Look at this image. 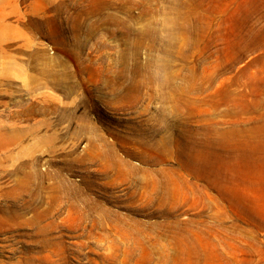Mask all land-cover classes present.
Wrapping results in <instances>:
<instances>
[{
	"label": "rangeland",
	"instance_id": "rangeland-1",
	"mask_svg": "<svg viewBox=\"0 0 264 264\" xmlns=\"http://www.w3.org/2000/svg\"><path fill=\"white\" fill-rule=\"evenodd\" d=\"M0 264H264V0H0Z\"/></svg>",
	"mask_w": 264,
	"mask_h": 264
}]
</instances>
